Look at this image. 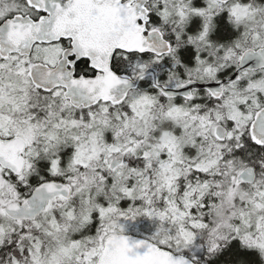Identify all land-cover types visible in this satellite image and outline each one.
I'll list each match as a JSON object with an SVG mask.
<instances>
[{"label": "snow or ice", "instance_id": "obj_1", "mask_svg": "<svg viewBox=\"0 0 264 264\" xmlns=\"http://www.w3.org/2000/svg\"><path fill=\"white\" fill-rule=\"evenodd\" d=\"M0 264H264V0H0Z\"/></svg>", "mask_w": 264, "mask_h": 264}]
</instances>
